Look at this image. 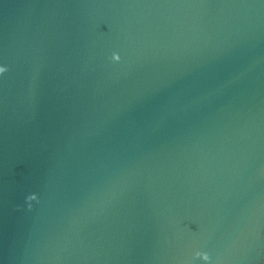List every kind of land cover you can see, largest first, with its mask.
<instances>
[{
	"label": "water",
	"instance_id": "obj_1",
	"mask_svg": "<svg viewBox=\"0 0 264 264\" xmlns=\"http://www.w3.org/2000/svg\"><path fill=\"white\" fill-rule=\"evenodd\" d=\"M0 264H264V0H0Z\"/></svg>",
	"mask_w": 264,
	"mask_h": 264
},
{
	"label": "snow or ice",
	"instance_id": "obj_2",
	"mask_svg": "<svg viewBox=\"0 0 264 264\" xmlns=\"http://www.w3.org/2000/svg\"><path fill=\"white\" fill-rule=\"evenodd\" d=\"M2 71H4V69L3 68H0V72H2Z\"/></svg>",
	"mask_w": 264,
	"mask_h": 264
}]
</instances>
